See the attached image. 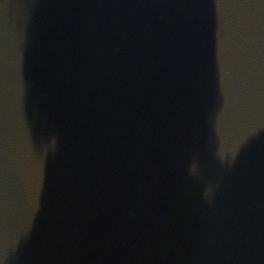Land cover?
<instances>
[{
	"label": "water",
	"instance_id": "water-1",
	"mask_svg": "<svg viewBox=\"0 0 264 264\" xmlns=\"http://www.w3.org/2000/svg\"><path fill=\"white\" fill-rule=\"evenodd\" d=\"M0 264H264V0H0Z\"/></svg>",
	"mask_w": 264,
	"mask_h": 264
}]
</instances>
